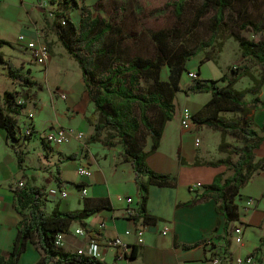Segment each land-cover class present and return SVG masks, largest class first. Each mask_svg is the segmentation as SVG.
I'll return each mask as SVG.
<instances>
[{"label": "crops", "instance_id": "1", "mask_svg": "<svg viewBox=\"0 0 264 264\" xmlns=\"http://www.w3.org/2000/svg\"><path fill=\"white\" fill-rule=\"evenodd\" d=\"M2 1L0 39L9 42L20 33L18 20L12 15L18 5L23 4L26 9L38 11L42 0ZM50 6L52 2L48 8ZM20 36H24L26 41L20 42ZM28 41L46 43L51 58L57 57L51 42H46L30 31L18 36L17 45L31 57L27 49ZM3 65L5 68V64ZM71 72L69 74L61 70L56 76L59 77L58 83L48 82L49 89L55 88L48 90V95L43 92L40 100L30 91L37 89L42 92L44 87L27 73L26 75L37 81L41 88H27L22 85L21 92L23 89L26 91L21 93V99L26 93L30 95V99L21 114L14 116L17 120L15 138L0 128V256H7L14 249L22 216L16 208L13 190L17 181H24L26 186L44 191V209L48 214L56 208L62 212H70L102 205L110 206V209L85 220L84 227L78 223L72 225L63 247H69L70 251L67 252L78 253L80 250H87L91 238L87 232L89 230L97 234V240L101 243L120 237L132 250L137 248V256L127 258L120 255L116 249L104 246L99 259L103 264H216L215 258H220L221 264H231L225 259L227 254L231 260L239 256L253 255L255 264H264V171L258 173L241 191L238 200L241 208L247 199H261L248 213H242L240 210V221L236 225L241 226L242 235L236 234L235 228L229 232L225 230L224 218L218 214L213 200L199 202L193 206L185 205L197 200L204 187L212 184L217 176L229 174L224 166L206 165L214 162L207 157L210 140L218 136L220 146L222 132L206 126L198 127L193 119L189 127L182 125L183 111L188 109L192 115L200 112L211 99V94H195L209 95L210 98L195 99L193 107L187 105L181 108L179 114H174L172 121L165 128L159 149L147 160L149 167L156 173L174 177L175 185L151 186L147 211L155 221L147 224L143 235L144 242L138 245L136 231L144 223L135 219L136 213L140 211L142 192L136 184L133 166L124 159L122 145L106 147L100 143L89 142L95 129L88 119L95 113V106L90 101L80 66L77 69L73 66ZM6 78L13 86H17L18 82L10 79L9 75ZM263 88L261 95L264 94ZM5 92L8 90L3 93L0 91V106L8 111L5 100L2 99ZM61 93L66 95V99L61 97ZM257 98L260 100L259 97L255 99ZM31 101L33 102L30 108ZM260 105L264 106L261 100L255 108ZM29 114H33L34 119L30 120ZM263 124L264 121L261 127ZM30 125L34 132L32 136L27 137L25 132ZM59 127L75 128L83 133V137L61 147L52 146L45 136ZM151 146L152 139L149 148L145 150H150ZM262 148L263 146L260 150ZM260 150L257 152L258 157L263 158L264 153L259 154ZM72 155L76 156L75 160L68 159ZM223 155L218 160L227 157V154ZM80 167L89 168L93 173L92 177L79 175ZM194 185L200 186L193 191ZM82 189H87L86 196L82 195ZM63 191H68L67 198H62ZM119 197L123 200L120 201ZM127 198H132L133 202L128 203ZM129 210L132 211L131 214L128 213ZM102 223H105L104 227H101ZM78 228L84 229L87 235L76 236L75 230ZM167 228L168 234L164 235L163 232ZM127 232H131V235H127ZM196 244L198 246L186 248ZM262 244V250L253 254ZM42 257V250L28 243L17 264H37Z\"/></svg>", "mask_w": 264, "mask_h": 264}, {"label": "trees", "instance_id": "2", "mask_svg": "<svg viewBox=\"0 0 264 264\" xmlns=\"http://www.w3.org/2000/svg\"><path fill=\"white\" fill-rule=\"evenodd\" d=\"M72 2L82 13L79 27L61 14L59 16L65 18L66 27L56 25V33L66 51L79 64L90 101L95 106V113L88 119L95 129L89 142L100 143L106 147L122 145L124 159L133 166L136 184L142 192L140 211L136 213L135 219L142 220L146 225L155 221L147 211L151 186L175 185L174 177L156 173L149 167L147 160L159 149L165 128L173 119L177 93L181 91L186 95L211 94V99L192 119L198 127L206 126L222 132L219 150L227 154V157L206 165L224 166L229 174L217 176L212 184L204 187L197 200L185 205L193 206L199 202L213 200L218 214L224 218L225 230H236V224L240 221L238 200L241 191L258 173L264 171V157L259 158L257 154L264 143V137L261 135V132H264V124L260 127L251 116L252 110L260 100L257 98L253 102L245 101L249 93L260 94L264 86V38L252 41L240 35L234 36L245 63L236 69H230V72L219 80L202 82L198 78L187 89L182 90L180 84L187 71L188 62L213 48L221 39L226 26V11L231 5V0H203L202 9L210 7L214 12L211 18V37L207 41L176 52L172 46L176 32L159 31L152 36L153 48L150 52H138L131 59H125L119 53L120 42L125 38L124 40L137 43L142 38L141 33L125 34L120 26H115L101 17H94L87 5H80L77 0ZM185 2L186 0H178L173 4L177 21L181 20ZM65 3L68 4L69 1L65 0ZM248 28H251L255 35L264 30L252 21L244 22L240 26L241 30ZM10 45L11 43L0 39V48ZM211 59L209 57L206 60ZM0 63L5 64L8 75L14 82L27 88H41L37 81L21 73L19 68L5 60L3 53H0ZM254 63H258L261 68L259 77L252 72L251 65ZM164 67L168 70H164ZM245 77L250 78L254 86L245 90L236 89V85ZM145 80L152 81L147 91H144L142 86ZM219 82L224 85H219ZM2 99L9 110L5 111L0 106V128L15 138L17 120L14 116L21 114L26 108L30 95L26 93L21 104L17 103V96L13 92H5ZM136 112H139V118ZM225 112L239 113L240 118L225 117ZM142 127L152 139V146L148 151L145 150L141 139ZM228 135L233 136L240 144L227 142ZM75 158V155L68 157L69 160ZM197 163L200 164L199 161ZM13 191L15 205L22 220L18 225V236L13 251L7 256H0V264H17L28 243L39 247L43 252V257L37 264H103L99 259L67 252L57 247L55 240L59 233H69L74 223L84 227L85 220L110 209L109 205L70 212H62L56 208L48 214L44 209L45 194L42 189L25 185L23 188L16 187ZM87 232L91 238L99 239L94 232ZM196 246L198 244L186 248ZM262 248L263 244L253 254L260 252ZM125 256L135 258L137 248Z\"/></svg>", "mask_w": 264, "mask_h": 264}, {"label": "rangeland", "instance_id": "3", "mask_svg": "<svg viewBox=\"0 0 264 264\" xmlns=\"http://www.w3.org/2000/svg\"><path fill=\"white\" fill-rule=\"evenodd\" d=\"M68 1L69 3L67 4L65 0H52V6L47 9L38 7V11L29 8L26 9L23 4L18 5L12 15L18 20L20 33L15 38L10 39L11 46H5L2 50L0 48V53L3 52L6 60L20 68L23 73H28L44 87L45 90L43 89L42 92L37 89L30 91L38 99L44 95L43 92H47L48 95V90L51 91L55 88L49 89L48 82L50 84L54 82L55 84L58 83L59 77L57 78L56 76L59 75L61 70L71 74L73 66L75 69L79 67L76 64L77 62L67 53L55 33L56 25L60 24L66 27V24H63L65 18L59 16L61 14L68 17L75 26L79 27L80 25L82 19L81 10L74 6L72 0ZM77 1L80 5H87L91 9L94 17H101L115 26H120L125 34L141 33L142 38L137 43H133L131 40H124L125 38L121 40L119 53L125 59H131L138 52L149 53L151 48H153L152 36L159 31L176 32V35L172 39V46L176 52H182L198 43L207 41L211 37V18L214 12L210 7L206 10L202 9L203 0H186L180 21H177L175 6L173 5L178 0ZM225 20L226 26L223 29L222 37L215 46L200 53L188 62L187 71L184 73L180 84L182 90L187 89L194 82L189 78V72L200 73V80L202 82H209L211 80H219L225 74L229 73L230 69H236L245 63L241 56L239 43L234 39V36L240 35L252 41H259L264 38V30L262 33L255 35L251 28L245 30L240 29V26L248 21L257 23L264 28V0H231V5L226 11ZM30 31H33L46 42H51L53 44L52 50L56 53L57 57L53 59L50 56L47 62L40 63L35 61L28 52L20 49L17 45L18 36L21 33ZM209 57L212 59L206 60ZM251 67L253 74L258 77L261 72L259 64L254 63ZM165 69L168 70L167 67H164ZM6 77H8V71L0 63V91L2 93L4 90L13 92L17 96V101L22 102L21 93L25 92L26 89H23L21 92L22 84L17 83V86H13ZM151 84L152 81H143L142 86L144 91H147ZM219 85L222 86L224 83L219 82ZM252 86V81L248 77H245L236 85V89L244 90ZM262 92H264V88ZM207 97L210 98L209 95L198 96L195 94L187 97L180 91L177 93L175 99V113L179 114L181 108L187 105L193 107L195 99L205 100ZM256 97H259L264 103V94L256 95L250 93L246 96L245 101L251 102ZM32 102H30V108L32 107ZM153 114L152 117L154 119L155 113ZM251 114L255 122L261 127L264 121V106H258ZM223 115L228 118H240L239 113L225 112ZM136 116L139 118V112H136ZM141 129L142 142L146 148H149L151 136L143 127ZM261 135L264 137V132H261ZM143 137L145 140H143ZM227 142L233 145L240 144L231 135L227 136ZM218 143L219 137L215 136L210 140L208 145L210 149L207 157L211 161H216L224 156L218 148ZM205 145L207 146V144ZM262 146L263 148L259 151V154L264 153V143ZM254 200L259 203L261 201V199ZM240 210L241 212L243 211L239 206V212ZM63 249L70 251L69 247Z\"/></svg>", "mask_w": 264, "mask_h": 264}, {"label": "built area", "instance_id": "4", "mask_svg": "<svg viewBox=\"0 0 264 264\" xmlns=\"http://www.w3.org/2000/svg\"><path fill=\"white\" fill-rule=\"evenodd\" d=\"M51 1L52 0H42L40 3V7L47 9L48 6L50 5ZM63 24L64 25L66 24L65 20L63 21ZM19 41L23 43L26 41V38L24 36H20ZM27 49L30 51L33 59L37 62L44 63V62H47L50 58L49 47L44 42L28 41L27 42ZM189 78L194 81V80L198 79L199 76L196 72H189ZM61 97L63 99H66V95L63 93H61ZM18 103L21 104V103H23V101L22 102L20 101ZM192 117H193L192 112L188 109H185L183 111L182 125L184 127H189L191 120H192ZM29 119L30 120L34 119V115L29 114ZM33 132H34L33 127L30 125L26 129L25 135L27 137L32 136ZM82 137H83V133L79 132L75 128L59 127L58 129L47 133L45 136V139L50 145L56 146V147H61V146H64V145L71 143L73 140H76V139L81 140ZM79 175L86 177V178H90V177H92L93 173L87 167H80ZM24 186H25L24 181H17L16 182V187L23 188ZM199 186L200 185H194L192 187V190L193 191L196 190ZM81 193L83 196H86L88 193L87 189H82ZM61 196H62V198H67L68 197V191H63L61 193ZM119 200L122 201L123 198L119 197ZM127 202L131 204L133 202L132 198H127ZM255 207H256V201L254 199H247L243 205L242 210L244 213H248L250 210L254 209ZM0 208H1V202H0ZM128 213L131 214L132 211L129 210ZM104 226H105V223H102L101 227H104ZM146 226H147L146 224H142L141 227L138 228V230L136 231V235H137V239H138V245H140L144 242L143 235L145 233ZM168 231H169V229L167 228L163 232V234L167 235ZM69 233H59L57 235L56 240H55V244L57 247H60V248L64 247L65 237ZM235 233L238 235H242L243 234L242 228L238 227L235 230ZM126 234L131 235V232H127ZM75 235L79 236V237H85L87 234L84 231V229L78 228L75 230ZM104 246L116 249L117 252L122 256H125L127 253H130L132 251V247L129 244L125 243L120 237H117L115 239H108L104 243H101L100 241H98L95 238H90L88 249L87 250H80L78 253L81 255L93 257L95 259H101V255H102L101 251H102V248ZM225 259L227 261H229L231 264H255V257L253 255H248L245 257L239 256V257L231 260L230 256L227 254L225 256ZM214 262L216 264H221L222 260L220 258H215Z\"/></svg>", "mask_w": 264, "mask_h": 264}]
</instances>
